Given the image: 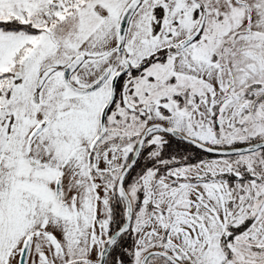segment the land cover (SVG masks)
Wrapping results in <instances>:
<instances>
[{
    "label": "snow or ice",
    "instance_id": "1",
    "mask_svg": "<svg viewBox=\"0 0 264 264\" xmlns=\"http://www.w3.org/2000/svg\"><path fill=\"white\" fill-rule=\"evenodd\" d=\"M0 264H264V0H0Z\"/></svg>",
    "mask_w": 264,
    "mask_h": 264
}]
</instances>
